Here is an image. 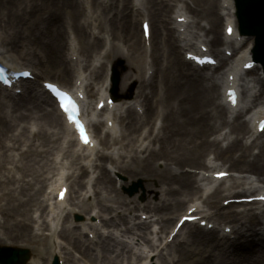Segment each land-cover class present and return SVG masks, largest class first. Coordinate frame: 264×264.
Listing matches in <instances>:
<instances>
[{"label": "bare ground", "instance_id": "6f19581e", "mask_svg": "<svg viewBox=\"0 0 264 264\" xmlns=\"http://www.w3.org/2000/svg\"><path fill=\"white\" fill-rule=\"evenodd\" d=\"M179 1L182 2L181 5ZM129 2H131L130 11L123 10L122 15L126 12H136L143 16L141 21L146 17L153 19L148 39L150 47L145 46V38L138 36L137 31L136 40L121 44L118 41L100 37L99 31L93 29L92 38L89 37L87 43L82 46V51H85L86 55L82 54L78 42H74L76 38L73 36V39L71 36L72 40L68 47L69 62H63L67 56L62 58V61H58L61 57L51 58L59 64V73L73 76L74 83L71 87L81 89L86 96L83 108H87L85 110L90 113H84V115L90 123L94 145L81 144L71 126L57 113L52 105L53 102H49V99L39 100L40 97L47 96L41 89H38L41 85L33 87L29 84L31 82L29 79L22 80L21 84L11 89L1 88L0 85V118L8 117L9 119L0 131L8 129L12 133L10 138H5L8 140L6 145L5 142H0V198L11 202V211L18 210L20 214H22L20 206L32 205L33 212L36 213L35 219L40 221H37V227L32 230V233L29 231L25 233L20 228L26 225L23 223L17 225L6 216L10 212V206L8 210L0 207V243L9 242L20 236L24 238L26 234H30L39 255L43 253V249H46L49 253L59 256V259H64V264H69V258L74 263L77 259L67 257L68 251L57 240L58 238L72 242L73 247L77 246L89 264H135V262L149 264L148 260L152 255H154L152 258L156 257L157 264H170V261L174 262V260L183 264H264V234L262 236V231L264 233V208L262 207L264 202H251V205L258 208V211L251 209L223 211L217 206H213V211L204 209V207H211L212 194L223 193L233 198L232 188L234 187H239L244 192L256 191L253 195L242 197L264 195V188H260L256 181L257 179L264 180V140L257 145L256 152H252L251 149L260 134L256 130V121L264 117V103L253 105L260 95L257 92L262 91L264 82L259 78L245 77L246 72L253 71L256 65L249 70L243 69V64L251 59L252 54L248 46H242L246 44L248 38L238 33L233 13V1L221 0L220 13L225 16L224 33L218 38L214 33L210 38L207 37V40L204 35L211 31L210 22L201 24L196 18H192L190 13L193 10L184 0H153L152 2L130 0ZM123 3H126L124 6L126 8L128 2ZM197 6L198 4L193 8L195 11ZM8 10L12 16L17 13L11 7ZM170 13L174 15L173 20L170 19L172 18ZM211 15L216 16L217 13L211 12ZM178 17H182L183 21H177ZM230 25L233 26V32L227 35L225 29ZM79 34L82 37L85 36V29H79ZM218 39L225 44L224 51L231 49L234 52L232 58L217 52L218 62H225V60L227 62L222 72H217L215 75L213 72L209 74L198 71L190 60L185 59L187 52L198 51L201 45H208L211 50L215 51L213 46L219 41ZM55 40L57 45L62 41L60 33L55 34ZM7 41L14 43V38L0 35V43ZM37 42L38 40L35 39L31 42L33 47ZM42 47L46 51V41H43ZM4 48H6L4 45L0 46V60L5 62L9 68H26L21 64L23 61L17 60L18 56L34 55L37 52L36 49L33 52L22 50L18 53L14 52L12 55L14 60H12L5 54ZM183 49L185 51L182 58L179 55ZM92 53H95L93 59L90 58ZM209 53L212 54L210 50ZM116 56L126 59L127 70L123 75L122 89H125L129 81L133 80L137 82L138 91L134 95V100L115 99L111 108L105 106L97 111L95 107L98 102L112 95L108 90L109 82L107 81L110 69L108 65L109 63L110 66L113 65L114 59L112 58ZM96 59L97 62H95ZM36 62L44 65L50 64L45 63V59L39 58L35 60ZM178 62L181 64L179 65ZM212 67L209 66L210 69ZM29 69L34 74L41 72L33 68ZM229 75H232L231 80L228 78ZM157 82L164 87L165 91V99H160V105L156 102L157 100L150 101L149 98L153 97ZM232 86H236L239 91V100L236 105H231L224 94L227 88ZM94 87L96 89L93 90ZM17 88H21L22 95L11 91ZM92 95L95 96L94 102ZM190 97L201 99L197 105L199 109H202V114L198 116L201 121H197L192 126L196 128L192 136L195 137L194 142H196V137L198 139L197 151L200 152L201 149L206 152L211 151L214 158H220L226 153L238 150L240 154L235 158L234 163H230V166L234 169L244 168L255 175V179L248 175L242 177L239 174L232 177V172L227 177L216 179L212 176L213 173L228 171L220 168L212 170L210 176L206 171L198 170L196 178L191 182L192 175L187 174L181 167V163L187 160L183 157L185 151L180 153L178 149H174L171 154H165L164 150L171 148L169 136L174 137L178 132L186 133L181 126L192 123V120L186 118V113L193 112L192 108L196 107L189 102ZM177 99H181L177 102L179 109L176 112L167 109L170 114L165 115L163 106L172 107L173 104L169 105L168 101ZM139 105L143 107L142 114L135 109ZM156 107H161L159 126H156L152 113L153 108ZM245 116H248V119ZM109 120L110 125H108ZM19 123H22L21 129L16 126ZM99 124L102 126L101 130L104 135L98 139L96 134ZM144 128L145 132L140 134ZM4 134L5 132H0V136ZM246 134L248 136L245 138ZM32 135L37 136V142L33 141ZM225 140V145H221L220 142ZM98 142L104 145L105 149L106 146L112 144L113 149L100 151ZM115 143L120 146H116ZM121 148H124L122 151H127V162L121 168L125 172L128 170L133 172V174L126 172L130 178L143 176L146 179L147 188L151 187L154 182L160 185V203H154L153 207H149L148 204L143 206L148 207L149 212H154L150 213L151 218L153 215L161 218V227L164 231L170 229L168 233L171 234L176 223L174 222L172 226L173 222L169 217L172 206L174 210H178L187 205L184 212L176 214V216L179 215L176 220L188 209L195 207L196 210L192 214L200 215L198 222L206 220V227H197L193 222H185L184 225H189L188 228L191 230L186 234L184 238L186 240L183 239L177 246H174L172 244L178 241L177 235L172 237L170 242L166 240L167 237L169 238L168 233L162 240L159 241L160 238H158L159 242L154 240L157 232L154 228L155 223H158L157 216L150 220V224L145 221H134L136 218L134 217L131 219L134 221L133 224L125 227V233L131 232L132 236L128 235V239L121 238L118 231L110 229L107 234L108 238L102 240L97 238V248L91 250L90 245L93 240H88V238L84 240L82 233H94L101 227H99L100 221L92 222L89 220L90 216L95 215V218H101L104 226L105 224L113 226L116 214H112V217L108 215L112 212H119V217L122 216V223L125 224L127 219L121 211L129 210V208L124 207L127 205L119 198H113L112 203L104 205L97 202L89 204L81 199L75 201L78 209L69 208L67 201L70 191L68 190L62 200L56 198V193L62 184H66L67 179L72 178V181L78 182L84 176L86 169L91 168L93 173H97V178H94L93 173L90 174L87 178L88 186L84 192L80 189V195L83 197L90 195L91 183H98L106 192L117 194L111 176L116 169L112 164L106 165L105 162L107 158H115L114 154L120 156ZM21 149L28 151L31 158L23 157L19 153ZM174 152L177 154L173 156ZM40 153L44 154L43 157H40ZM159 159H162V167H153V163H157ZM203 164L213 166L216 163L212 157L208 156L203 160ZM241 177L245 179L241 180ZM44 178L50 180L47 186L48 191L44 190L45 184L42 182ZM229 179L232 183L226 184ZM33 183L37 184V188L35 192H30L29 187ZM171 184H177V186L170 188ZM234 184L237 185L233 186ZM165 185L167 187H164ZM181 188L183 190L179 197L172 195ZM42 192L46 193L41 198L40 193ZM96 192L93 188V193ZM171 200L174 201L171 202ZM187 202L190 204H186ZM133 204L138 206V202ZM68 209L73 212H86L88 215L85 220L73 225L80 226L78 231L70 224H65L68 221L66 216ZM64 212L67 213L62 215ZM127 213L132 214L134 210ZM60 219V228H57ZM8 221L15 233L8 231ZM210 224L211 227L208 228ZM230 226L231 231H225L226 227ZM45 228L49 233L44 232ZM101 233L105 235L104 231ZM50 237H54L53 242L49 240ZM193 243L196 244L191 246ZM247 245H252L253 248L248 251L239 249V246ZM38 246H41V249ZM190 250L192 253H189ZM194 252L199 255H194ZM137 256L142 259H138ZM28 263L38 264L39 262L36 259H30Z\"/></svg>", "mask_w": 264, "mask_h": 264}, {"label": "rangeland", "instance_id": "374dc122", "mask_svg": "<svg viewBox=\"0 0 264 264\" xmlns=\"http://www.w3.org/2000/svg\"><path fill=\"white\" fill-rule=\"evenodd\" d=\"M130 0L124 1V0H0V35L5 36L7 35L8 38H14V43L7 41L6 43H0L1 45H4L6 48L5 54L9 56L12 60V55L14 52H19V51H26V52H33L34 49H36V54L34 55H21L18 56L19 58L17 59L18 61H23L22 64L25 66H30L33 67L36 71H41L40 78H49V79H58L59 81H62L64 83H69L72 80V76H68V74L64 73H59V64L56 63V60H51V58L59 59L58 61H62V58L68 56V46L70 41L72 40L71 36L75 37L74 42L80 45L81 52L82 54L86 55V52L82 51V46L87 43V39L89 37L92 38L91 32L93 29L96 31H99L100 37H105L108 38L111 41H118L121 44L124 42H131L136 40V31L138 32V36L141 35L140 32V17L141 15L134 12H126V14L122 15L123 10H129L130 11ZM148 2H152L153 0H147ZM183 1V0H182ZM187 2L191 9L193 10L192 13H190V16L192 18H196L199 23H206L207 21L210 22L211 26V31L207 32L205 34V38L208 39L211 36L216 34V37L218 38L219 36L223 35V27H224V16L221 15V0H184ZM9 2V3H8ZM123 2H128L127 7L125 8ZM182 2L179 1V5H181ZM196 4H198L196 11L193 9ZM13 8L17 11L15 16H12L11 12L8 10L9 8ZM211 12L217 13L216 16H212ZM171 14V13H170ZM169 14V15H170ZM194 16V17H193ZM174 17L170 18L173 20ZM150 21H153L151 17H148ZM152 24V23H151ZM84 28L85 29V36H80L79 34V29ZM60 33V36L62 38V41L57 45V41L55 40V34ZM142 37V36H141ZM208 37V38H207ZM38 40L37 44L35 47H33V44L31 42L33 40ZM99 39V38H98ZM127 40V41H126ZM219 40V39H218ZM43 41H46V51L42 47ZM250 44L249 48L253 49V38L249 37L245 46ZM221 44V41H217L214 44V50L212 53L219 52L220 54H223ZM33 47V48H32ZM3 48V47H2ZM124 49L126 47L123 46ZM212 51V50H211ZM179 55V54H178ZM95 53H92L90 55V58H94ZM177 57V56H176ZM179 57H183V53L181 52V55ZM39 59H45V63H50L48 65L38 64L37 62L35 63V60ZM67 59H63L64 63L69 62V58L66 57ZM83 58V56L81 57ZM114 65L112 69H114V66H116L117 71L119 72L120 80L117 85V90L116 93L119 96V98L123 99H129V100H134V95L138 91L137 89V82L130 80L127 87L125 89H122L121 83L123 79V75L127 70L126 66V59L121 57V56H116L114 58ZM98 60L96 59L95 62ZM180 65L181 63L178 62ZM224 66V63L222 62L220 66L216 67V69H198L200 71H206V72H215V71H220ZM148 68V66H146ZM186 69V67H184ZM223 70H221L222 72ZM113 73V70H112ZM111 73V75H112ZM246 77L249 79H254V78H262L264 81V74L262 71V67L260 64H258V67L253 70L249 71L246 73ZM40 78H37V81L32 82L35 86H39L40 84ZM110 79V77H109ZM261 80V79H260ZM261 80V81H262ZM159 82V81H158ZM157 82V86L154 88V95L153 97H149L150 101L157 100L156 102L158 105H160V101L162 99H165L164 96V87H162L159 83ZM110 91H113V84L111 82V85L109 87ZM259 93V91H258ZM260 97L256 101L257 104H262L264 103V85H263V90L261 91ZM161 99V100H160ZM181 99H177L176 101L171 100L168 101L169 105H172V107L165 105L163 108L165 109L164 114H170V111L167 109H171L172 112H176L179 109V106L177 105V102ZM148 99L146 100V102ZM197 101V102H196ZM189 102H192L196 107L192 108L193 112L191 113H186V118L192 120L191 125H182L181 127L184 129L186 133H180L176 136H169L168 139H170V145L171 148L168 150H164L165 154L169 155L172 153L174 149H178L180 153L182 151H185V155L183 156L187 160L181 163V167H186L189 168L190 173L195 174L194 170L196 169V166L200 167L203 166V158H206L208 155H211V151H201L198 152L197 149L199 148L196 146V143L198 144V139L196 137V142H194L195 137L192 136L196 128H192L193 125L197 121H201L200 118H198L199 115L202 114V109H199V106H197L200 102L201 99L197 98L194 99L193 97H190ZM184 104L182 103V106ZM161 107H156L153 108V116L154 119L156 120V123H158L159 116L157 115L160 112ZM137 111L140 113L143 111V108L139 109L137 107ZM247 118V117H245ZM9 122L8 117H1L0 118V129L3 127L5 123ZM13 123V122H12ZM2 125V126H1ZM18 126V129H21L22 123L16 124ZM19 131V130H18ZM173 131V130H172ZM1 133L5 134L3 136H0V142H5V145L8 143V138L11 137L12 133L8 129H3L0 131ZM171 134V132H170ZM188 139H187V137ZM248 136V134L245 135V138ZM98 137V134H97ZM7 138V139H5ZM33 141L37 142V139L34 137ZM264 140V132L259 134V137L255 139L254 144L252 145V152L257 151V145L261 143ZM244 141V140H243ZM225 141L222 143L220 142L221 145H225ZM116 146H120L118 143H115ZM199 145V144H198ZM109 146V145H108ZM111 146V145H110ZM109 146V147H110ZM126 148H129L128 145H125ZM166 146V145H165ZM103 145H99L98 148L100 150H104ZM107 147V146H106ZM124 149V148H121ZM124 154H121L119 157L116 155L115 159H109V161L106 162V164H115L120 166V167H115L117 172L116 175H114V180H115V185H116V191L118 192L116 195H113L111 198H119L122 200L128 207L129 210H136L137 212H142L141 210L143 209V205L148 204L149 207H153L154 203H160V197H161V191H160V185L157 182L152 183V186L147 188L146 187V179L143 176H136L133 178H130L127 174L123 173V170L121 169V166L126 164L127 162V151H124ZM19 153L23 157H28L29 159L31 158V155L28 151L21 149L19 150ZM177 153L174 152L172 155H176ZM239 151H233L232 153H226L222 155L216 160L217 165L210 167V170H213V168H224V169H230L234 172L240 173V175H251L253 176L250 172L247 170L243 169H234L232 168L229 163H234L235 158L239 156ZM43 153H40V157H43ZM118 157V158H117ZM169 158V157H166ZM116 161L117 163H113L112 161ZM200 162V163H199ZM153 167H162V159H159L157 163H153ZM194 169V170H192ZM127 173L133 174L132 171H126ZM89 170L84 173V176H82L81 180L72 181V178L67 179V183L69 187H71V194L70 198L68 200V205L73 206L76 209L78 207L76 206L77 203L75 201H79L81 199H84L86 203L92 204L96 202V198H98L100 203H112V200H106L108 195V192H106L104 189L101 188L100 184L97 183H92L91 187L92 189L95 188L97 189L96 194L92 195H86L83 197V195H80V189L83 188L85 191V186L87 185V178L89 177ZM121 180L124 182V184L120 185L118 183V180ZM192 180V178H191ZM260 186H264V180L262 179H257L256 180ZM42 182L44 185V190L46 191L45 187L48 182V180L42 179ZM231 182V179L230 181ZM117 183V184H116ZM228 184V183H227ZM177 186V184H171L169 187L173 188ZM235 186V184H234ZM164 187H167L165 185ZM37 188V184L33 183L29 187L30 192H35ZM128 189H130L128 191ZM237 188L234 187L233 190H236ZM183 189L181 188L177 193L172 194L175 197H179L180 194L182 193ZM132 192V194H131ZM45 192L40 193L41 198L43 197V194ZM252 195L254 193H249V192H236L234 196L241 197L242 195ZM107 195V197H106ZM212 199V205L209 207L208 210H213V206L220 207L223 209V211H228V210H241L244 208V205L242 206H231L230 203L228 202L227 204L225 201H227L229 198L226 195H223V193L220 194H213L211 196ZM135 201V202H132ZM174 201V200H173ZM171 200V202H173ZM138 206H135L133 203H137ZM140 205V207H139ZM248 206L250 204H247ZM10 206V212L9 214L7 213L6 216L11 219L13 223H23L26 225L23 228H20L22 231L25 233L29 231V233H32V230L35 228V225L38 223L32 219L31 217L34 216L33 212V206L32 205H25V206H20V210L22 211V214L19 213V211H11V202L1 199L0 198V207L7 208L9 209ZM17 207V205H16ZM139 207V208H135ZM160 208V204L158 205ZM148 209V207H146ZM183 208V207H182ZM264 208V206H263ZM139 209V210H138ZM147 209L144 210L147 212ZM128 210V209H126ZM126 210L121 211L123 214L126 212ZM149 210V209H148ZM171 213H169L170 219L172 218V222L175 220V216L177 213H179L182 210L175 211L174 209L170 208ZM254 210V209H253ZM114 212H112L113 214ZM154 212H151L153 214ZM33 214V215H32ZM117 215H115V226L119 227H125L124 224L120 221L119 217V212H116ZM146 215L145 218H141L143 221H150L152 218L150 217V213H143L142 215ZM70 219L73 221H76L82 217L84 220L86 217V212H72L69 213ZM160 215V214H159ZM158 217V215H156ZM138 217V215H136ZM127 219H130V214H128ZM61 221V220H60ZM131 222V219H130ZM129 222V225L131 223ZM69 223V222H68ZM151 223V222H150ZM161 218H158V230L161 229ZM60 225V224H59ZM58 225V227H59ZM128 226V223H127ZM74 228H77V226H74ZM111 228V227H109ZM107 228V230L109 229ZM163 228V227H162ZM188 227H186L178 236V241L173 243L172 245L177 246L186 236L189 230ZM8 231L14 232L13 229L10 228L9 221H8ZM46 233L48 232L47 229L44 230ZM30 234H26L25 237L23 238L22 236L16 237V239L11 240L9 242L5 243H0V245H14V246H20V247H26L29 248L31 251V257L30 259H36L39 263L38 264H52L54 260V255L49 253L46 249H43L42 254H38L36 245L32 242V237L29 236ZM160 235H164V233H160ZM10 237V236H9ZM199 237V234H198ZM49 240L52 242L53 238H49ZM62 241L61 244H65V242ZM186 240V239H184ZM217 240V239H216ZM246 241V240H245ZM242 241V242H245ZM196 243H193L191 246L195 245ZM69 248L70 255L74 258H77V262L74 263L70 260L69 258V264H84L85 261L81 257L79 251L75 247H72L71 243H67L66 245ZM92 249L96 248V242L91 244ZM39 249H41V246H38ZM253 248L252 245H247V246H239V249L245 251L251 250ZM91 249V250H92ZM189 253H192V250H190ZM194 255H199L196 252L193 253ZM69 256V257H71ZM153 257V256H152ZM139 259V258H138ZM62 264V263H60ZM136 264H139V262H136ZM149 264H157V259L152 258L149 261ZM170 264H173L171 262ZM174 264H183L182 262L177 263L175 261Z\"/></svg>", "mask_w": 264, "mask_h": 264}, {"label": "water", "instance_id": "95a60500", "mask_svg": "<svg viewBox=\"0 0 264 264\" xmlns=\"http://www.w3.org/2000/svg\"><path fill=\"white\" fill-rule=\"evenodd\" d=\"M239 30L254 35V58L264 66V0H235Z\"/></svg>", "mask_w": 264, "mask_h": 264}, {"label": "snow or ice", "instance_id": "6c2138e0", "mask_svg": "<svg viewBox=\"0 0 264 264\" xmlns=\"http://www.w3.org/2000/svg\"><path fill=\"white\" fill-rule=\"evenodd\" d=\"M145 28L147 29V25H145ZM25 75H27V73H25ZM48 87H49L50 89H52L53 91H55L54 86L49 85ZM56 94H57L58 96H60V97H64V95H65V94H63V93H56ZM69 103H71V101H69ZM61 107H63L64 110H65L66 112L69 111V108H68L67 106H65L63 103L61 104ZM77 125H78V127H79V129H80V131H81L82 139H84V142L87 143V139H86V137L84 136V132H83V127H82V125H79L78 122H77Z\"/></svg>", "mask_w": 264, "mask_h": 264}]
</instances>
